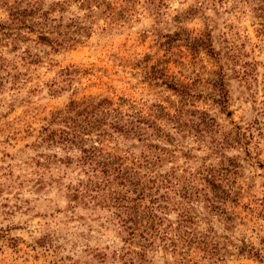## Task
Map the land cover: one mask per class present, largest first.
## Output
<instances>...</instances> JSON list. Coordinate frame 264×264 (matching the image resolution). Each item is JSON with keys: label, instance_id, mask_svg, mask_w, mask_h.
I'll return each instance as SVG.
<instances>
[{"label": "rangeland", "instance_id": "1", "mask_svg": "<svg viewBox=\"0 0 264 264\" xmlns=\"http://www.w3.org/2000/svg\"><path fill=\"white\" fill-rule=\"evenodd\" d=\"M0 264H264V0H0Z\"/></svg>", "mask_w": 264, "mask_h": 264}]
</instances>
